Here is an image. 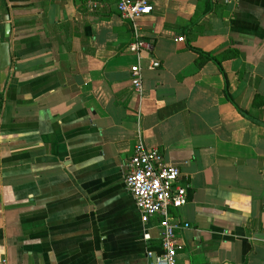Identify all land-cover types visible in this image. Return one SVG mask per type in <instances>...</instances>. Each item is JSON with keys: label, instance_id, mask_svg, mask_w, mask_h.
<instances>
[{"label": "crops", "instance_id": "0c3cea01", "mask_svg": "<svg viewBox=\"0 0 264 264\" xmlns=\"http://www.w3.org/2000/svg\"><path fill=\"white\" fill-rule=\"evenodd\" d=\"M2 1L0 264H157L161 217L125 182L141 133L187 188L177 264H264V0Z\"/></svg>", "mask_w": 264, "mask_h": 264}, {"label": "built area", "instance_id": "2783aa9c", "mask_svg": "<svg viewBox=\"0 0 264 264\" xmlns=\"http://www.w3.org/2000/svg\"><path fill=\"white\" fill-rule=\"evenodd\" d=\"M89 9H96L101 0H84ZM121 18L134 21L150 14L156 0H113ZM144 41L137 40L130 50L139 51ZM135 90L142 91L140 65L131 69ZM181 171L176 165L168 164L157 148L147 147L143 134L138 135L133 154L128 163L125 177L127 190L135 200L143 218L159 215L162 228L163 254L157 264H177L178 254L184 248L178 231L189 227L171 214V209H180L188 201L187 188L181 184ZM152 256V252L148 253Z\"/></svg>", "mask_w": 264, "mask_h": 264}, {"label": "water", "instance_id": "95a60500", "mask_svg": "<svg viewBox=\"0 0 264 264\" xmlns=\"http://www.w3.org/2000/svg\"><path fill=\"white\" fill-rule=\"evenodd\" d=\"M11 21L10 16L0 0V92L6 89L12 65L13 58L11 53Z\"/></svg>", "mask_w": 264, "mask_h": 264}, {"label": "trees", "instance_id": "16d2710c", "mask_svg": "<svg viewBox=\"0 0 264 264\" xmlns=\"http://www.w3.org/2000/svg\"><path fill=\"white\" fill-rule=\"evenodd\" d=\"M195 38H196V34H191V33L187 32V40H188L189 43H191ZM194 50L197 51L202 58H204L206 60H212V61L216 62L220 66V68L222 70L221 61L218 58H216L214 56H211L210 54L205 53V52H203V51H201L199 49H195L194 48ZM222 73L225 76V72L223 70H222ZM226 88H227V83H226ZM226 96H227V98L230 101H233V98H232V96L230 95V93L228 92L227 89H226Z\"/></svg>", "mask_w": 264, "mask_h": 264}]
</instances>
